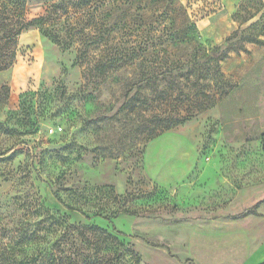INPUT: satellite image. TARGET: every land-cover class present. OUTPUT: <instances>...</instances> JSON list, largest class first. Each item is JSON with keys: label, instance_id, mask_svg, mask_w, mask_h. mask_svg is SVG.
<instances>
[{"label": "rangeland", "instance_id": "374dc122", "mask_svg": "<svg viewBox=\"0 0 264 264\" xmlns=\"http://www.w3.org/2000/svg\"><path fill=\"white\" fill-rule=\"evenodd\" d=\"M49 3L0 0V48L10 51L0 60L13 61L0 68V247L21 230L41 229L48 237L27 250L50 249L59 234L52 229L56 216L59 232L70 223L96 224L117 236L97 264L263 261L255 255L244 262L247 232L232 217L264 198V44L247 41L264 40V0H237L232 12L226 0L116 6L110 46L95 53L129 48L143 56L105 76L78 62L77 44L66 48L40 32L33 20ZM169 17L194 21L196 39L171 40ZM20 28L15 42L4 38ZM226 48L221 60L214 50ZM176 65L148 85L146 76ZM170 81L174 100L161 105L167 112H183L190 98L212 106L139 148L100 155L99 147L116 148L129 132L130 116L121 112L122 119L100 125L86 120L116 113L140 87L152 96ZM63 246L93 250L84 242Z\"/></svg>", "mask_w": 264, "mask_h": 264}, {"label": "trees", "instance_id": "16d2710c", "mask_svg": "<svg viewBox=\"0 0 264 264\" xmlns=\"http://www.w3.org/2000/svg\"><path fill=\"white\" fill-rule=\"evenodd\" d=\"M115 1L116 0H50L45 13L35 18L33 21L43 35L61 44L63 47L68 48L77 44L76 59L78 62L88 63L92 71L99 76H105L113 71L119 70L125 65H130V61L134 58L140 57L141 55L143 56L141 53L137 54L135 50L130 53L129 48L124 50H118L116 48L115 51L109 52H102L101 50L100 54H97L98 51L95 53V51L101 47L103 49V47L107 48L110 46L109 35L114 30L110 24L113 14L112 11L116 6L118 7L117 9L121 7L120 4L115 5ZM128 1L121 4V8H126ZM131 1L135 2L137 0ZM140 7L141 6L138 8ZM123 12H125V9H123ZM143 19L144 17L140 16L139 19L136 20V23L140 21L137 27H141L144 23ZM186 19L184 21L183 19L170 18L171 22L168 24V27L172 29L170 33L171 40L192 42L196 39L198 32L197 25L194 21ZM239 31L240 29L229 36L227 41H230L233 37H238ZM21 32L22 29L20 28V30L12 34L11 38H8L9 34H6L4 38L7 37V41L11 40L15 42L16 37ZM247 41L264 44V40L260 36H252L248 38ZM141 47L140 45V48ZM240 49H244V46L234 48L235 51ZM228 51V48L216 49L214 53L218 54L219 58L223 60L227 57ZM8 52L10 51L7 47L0 48V59ZM143 63L144 59L142 60V64ZM9 64H13V61H10ZM9 64L0 60V68H5ZM178 66L180 65L168 67L166 68L167 71L156 72L152 75L154 78L152 76H146L145 79H147L148 85L157 86L158 84L155 78L159 73L164 75L168 73L172 74V71ZM173 84L174 81H170L168 88L162 90L157 89L156 95L152 96L143 95L140 91L142 87H140L138 89L139 91L135 92L132 96H126L116 113L112 115H101L94 119L86 120L87 123L100 125V123L104 121L122 119V117H118L121 112L124 117L130 116V126L127 127V129L130 128L129 132L120 134L117 138L118 145L116 148L112 146V148L106 147L102 150L100 149L101 147H99L98 150L100 155H117L120 152L123 153L127 146L130 148H132V146L137 147L138 143L147 142L160 135L163 131L185 122L194 114L195 110L201 111L212 106V104L207 106L198 102V100L194 101L192 98L188 97L190 99L186 102L183 112H167L162 108V102L166 101L168 103L174 100ZM168 89H170L171 92H169ZM132 91L133 88L130 87V94ZM175 99H177V96H175ZM125 121L129 120L126 119ZM129 137L130 144L127 145L126 140ZM261 142L264 151V134L262 135ZM137 148H139V146ZM260 204L261 202L257 203L255 208L247 209L244 213L235 215L233 218L237 219L250 214H257L256 208H258ZM69 208L75 209L73 207ZM86 217L90 219L89 216ZM105 218L111 219L110 216H105ZM53 223V232L59 234L50 249L41 248L36 252H28L27 248L45 240L48 234L41 229L21 230L14 236L9 244L0 247V264H97L100 260L98 253H100L102 247L105 246L110 248L108 244H114V242L118 241L116 235L96 224L70 223L65 227L64 231L59 232L58 225H60L61 220L53 216ZM67 241L69 244H72V246L78 245L80 242L83 244L84 242L88 246H92L93 250L87 254L84 251L81 252L78 247L70 251V248L68 250L63 246ZM153 246L162 245L154 244ZM22 254H24V256ZM259 264H264V261Z\"/></svg>", "mask_w": 264, "mask_h": 264}, {"label": "crops", "instance_id": "0c3cea01", "mask_svg": "<svg viewBox=\"0 0 264 264\" xmlns=\"http://www.w3.org/2000/svg\"><path fill=\"white\" fill-rule=\"evenodd\" d=\"M236 3L237 0H226V4L230 12L235 9ZM259 202H261V204L259 205L261 213L259 215L250 214L244 217L237 218L242 224V228L247 232L246 239L248 242V248L244 262L249 261L255 255H257V258H259L258 260L264 261V198L259 199L257 203ZM235 215H239V213ZM235 215H233V217Z\"/></svg>", "mask_w": 264, "mask_h": 264}, {"label": "water", "instance_id": "95a60500", "mask_svg": "<svg viewBox=\"0 0 264 264\" xmlns=\"http://www.w3.org/2000/svg\"><path fill=\"white\" fill-rule=\"evenodd\" d=\"M51 148H56V146H50Z\"/></svg>", "mask_w": 264, "mask_h": 264}]
</instances>
